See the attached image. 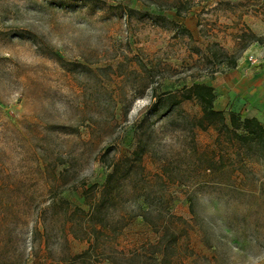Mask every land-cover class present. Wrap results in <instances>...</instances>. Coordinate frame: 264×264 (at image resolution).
I'll list each match as a JSON object with an SVG mask.
<instances>
[{
    "label": "rangeland",
    "instance_id": "obj_1",
    "mask_svg": "<svg viewBox=\"0 0 264 264\" xmlns=\"http://www.w3.org/2000/svg\"><path fill=\"white\" fill-rule=\"evenodd\" d=\"M222 54L264 71V0H0V264H59L85 250L67 210L86 208L83 190L141 147L139 186L165 189L148 198L160 205L153 216H174L172 264H264V165L246 180L232 169L205 176L199 152L217 133L192 127L199 105L149 111L161 93L220 85ZM135 177L118 210L129 216L113 241L122 253L108 244L99 264H129V251L158 241Z\"/></svg>",
    "mask_w": 264,
    "mask_h": 264
},
{
    "label": "trees",
    "instance_id": "obj_2",
    "mask_svg": "<svg viewBox=\"0 0 264 264\" xmlns=\"http://www.w3.org/2000/svg\"><path fill=\"white\" fill-rule=\"evenodd\" d=\"M176 14L178 15L180 12L177 11ZM250 37L253 42H261V38L255 34L251 33ZM221 58L220 61L229 63L230 67L237 65V60L231 56L222 54ZM216 99L217 93L213 86L205 83H192L184 85L176 92L168 91L159 94L149 111L150 114H155L162 104L169 103L167 110L162 115L164 117L172 110L173 106L182 101H195L200 107L201 115L189 120L192 127L202 131L213 129L217 133L215 146L199 152L203 174L208 176L207 173L232 169L242 174L246 180L248 173H254L255 170L252 168L254 164L264 165V124L255 117H243L233 111H229L227 118L224 111L215 109ZM191 142L190 149L197 151L194 145L195 140L192 139ZM142 151L144 150L141 147L137 148L129 157L114 158L108 167L104 184L101 187L98 184H93L83 190L86 208L76 207L73 211H70V208L67 210L68 233L75 239L85 241L88 247L80 253L65 256L59 264H99L100 258L105 255V247L108 244L111 246V252L122 253V251L116 250L113 241L129 221L128 214L118 213V210L123 200L125 188L123 181H127L126 179L132 171L137 172L138 178L135 177L130 190L137 198L144 199V207H140L139 216L156 231L158 241L147 247L143 245V253L139 249L129 251L127 261L129 264L173 263L170 253L177 244V236L173 230L174 216L171 211L164 219H160L157 215L153 216L160 212V205L150 203L148 198L150 194L156 197L159 193H164L165 196V189L162 186L160 190H155L151 185L150 191L146 186H139L146 176L142 166ZM156 177L162 178L158 174ZM52 189L50 187L49 191L52 192ZM191 209H193L192 205ZM151 247L154 251L147 254L146 250ZM123 254L125 253L123 252ZM106 255L108 259L111 254Z\"/></svg>",
    "mask_w": 264,
    "mask_h": 264
},
{
    "label": "crops",
    "instance_id": "obj_3",
    "mask_svg": "<svg viewBox=\"0 0 264 264\" xmlns=\"http://www.w3.org/2000/svg\"><path fill=\"white\" fill-rule=\"evenodd\" d=\"M222 76L220 85H211L216 91L220 87L215 109L255 117L264 124V71L250 67L243 60L235 67L224 68Z\"/></svg>",
    "mask_w": 264,
    "mask_h": 264
},
{
    "label": "built area",
    "instance_id": "obj_4",
    "mask_svg": "<svg viewBox=\"0 0 264 264\" xmlns=\"http://www.w3.org/2000/svg\"><path fill=\"white\" fill-rule=\"evenodd\" d=\"M248 61L251 63V64H255L257 62L256 59L253 58V56H250Z\"/></svg>",
    "mask_w": 264,
    "mask_h": 264
}]
</instances>
